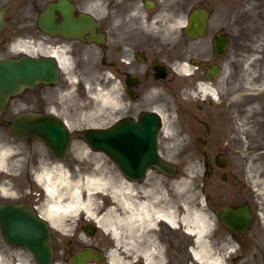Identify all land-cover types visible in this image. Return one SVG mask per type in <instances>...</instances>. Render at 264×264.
Here are the masks:
<instances>
[{"label":"flooded vegetation","instance_id":"1","mask_svg":"<svg viewBox=\"0 0 264 264\" xmlns=\"http://www.w3.org/2000/svg\"><path fill=\"white\" fill-rule=\"evenodd\" d=\"M248 1L256 3L257 19L262 20V16L264 19V0ZM230 2L233 4L235 0H194L192 4L187 0H0V64L6 58L28 55L37 59L54 57L60 67L56 53L67 61V69L63 71L60 67L56 83L40 82L11 97L0 112V128L9 132L10 121L27 111L51 113L67 121L60 111L67 101L57 98L72 92L78 98L74 104L80 103L82 108L88 104L84 103L88 91L84 66L94 70L92 74L100 80L102 93H108V100L114 101L107 104L106 100L107 107L102 101L101 110L114 114V119L102 128L125 120L138 122L140 116L151 112L161 117L162 112L168 127L174 129L190 124L199 127L196 122L201 114L216 123L220 113L244 115L247 91L239 69L247 54L245 45L251 36L260 35L261 26L243 18V13L234 15L233 6L229 13ZM225 4L228 7H223ZM196 9H206L209 18L214 16L215 21L207 24L201 36L193 38L187 35L186 25L188 15ZM249 28L252 30L248 31ZM222 37H228V46L220 52L214 43ZM92 50L98 53L95 65L90 58ZM215 68L220 72L208 81L214 93L208 110L207 104L195 102L192 93L203 80L207 81L208 71ZM72 80L75 85H71ZM81 106L76 107L81 110ZM31 148L29 144L27 157L24 155L19 162L16 157L11 158L7 167L0 169V204L11 201L29 205L36 215L48 221L41 209L47 203L46 194L36 179L43 160ZM47 153L46 164L57 163ZM67 161L64 159L60 165L69 174L75 165H67ZM71 176H75L74 172ZM173 201L176 215L181 217L179 200L174 197ZM64 220L69 226L68 218ZM48 224L53 264H69L73 255L86 250L92 259L77 264H112V244H102L111 240L87 236V223L75 221L70 231L57 230L49 221ZM158 229L151 246L141 239L133 254L119 255L120 264H145L147 253L150 259L178 260L186 251L179 229L165 224H159ZM0 264H36L27 250L6 243L1 223Z\"/></svg>","mask_w":264,"mask_h":264},{"label":"rangeland","instance_id":"2","mask_svg":"<svg viewBox=\"0 0 264 264\" xmlns=\"http://www.w3.org/2000/svg\"><path fill=\"white\" fill-rule=\"evenodd\" d=\"M199 0H197L198 2ZM188 3L192 4L194 0H187ZM254 2L246 0L243 6L247 8V12L260 24V38L264 43V19L258 20L256 13L251 10ZM199 5V4H195ZM231 6L229 13L233 9L240 5L238 2L229 4ZM225 4L223 7H226ZM228 7V6H227ZM250 9V10H249ZM238 10V9H237ZM237 10H234V15L237 14ZM215 18L212 16L211 22H214ZM259 25L257 24V28ZM235 40L240 41L237 39ZM236 41V44H238ZM260 57L264 56V50L261 52ZM90 58H93V64H97L98 53L92 50ZM264 59V58H263ZM245 61V60H244ZM242 61L240 66L241 71L240 77L243 79V86L248 92L251 90L253 92L260 93L264 90V84H253L248 86L247 75L244 72L243 63L245 67V62ZM90 66H84L82 72L84 75H90V78H85V82L94 79V70ZM93 73V74H92ZM97 78V75L95 76ZM241 84V83H240ZM247 84V87L245 86ZM90 85V90H93L97 86L96 82H92ZM242 85V84H241ZM240 85V86H241ZM257 93V94H258ZM69 94V95H68ZM65 95H60L57 100L62 102L66 100L67 102L62 104L60 107L61 114L67 118L71 124L72 134V150L71 152L79 153L74 159L80 158L81 161H74L75 166L80 168V170H71L75 175L81 174V169L88 167L89 163L94 162L99 166L98 172L95 175H113L117 174V167L103 154H97L96 152L89 151L86 152L87 155L81 154L84 148H87L80 137L74 132L75 128H82L89 125L88 120L91 119L95 126H104L109 124L114 119L113 112L106 113L101 109L92 108L93 114L88 116L82 114V110H77L76 106L81 104H74L78 101V98L74 96L72 92ZM93 95V91L91 92ZM199 99V97H197ZM247 98V108L245 109V114L238 117H234L231 113L225 115L220 113L219 124L213 119L211 122L208 117H203L202 114L199 115L197 126L200 127L201 131L191 133L187 129H176L172 128L167 137L163 132L159 135V144L161 153L170 156V158L175 159L178 165L177 177L173 178L169 182V192L175 194L177 199L179 198L181 202L186 203V208L190 212H202L206 214L211 222L212 230H218V233L210 239V243L213 247V251L217 254L226 255V264H264V93L259 97L257 95H251ZM54 97H51L53 101ZM56 99V98H55ZM197 99L198 102H200ZM72 102V103H71ZM91 102V101H90ZM84 103H89L85 101ZM202 104V103H200ZM206 108L210 109V102L206 101ZM256 107L255 109H253ZM82 108V106H81ZM89 108V106H88ZM174 116V115H173ZM174 118V117H173ZM2 129V128H0ZM1 132V131H0ZM77 132V131H76ZM193 135L195 141L191 144H180L181 139L183 141H188ZM168 140L179 144H169ZM206 142L207 146L203 145ZM0 144H12L16 151L21 153V157L24 155L27 157L29 152V144L32 153H37V157L40 159H45L44 148L40 144L42 142L38 140H21L17 137L12 136L7 130L2 129L0 133ZM25 144V146L23 145ZM165 144H168L165 147ZM195 145V146H194ZM209 145H212L211 147ZM225 152L228 163L225 168H216L215 173L211 176L207 175V169L205 168L203 161V153L207 152L209 155L216 153L217 151ZM178 155H183V158L179 159ZM72 158V156H71ZM70 158V159H71ZM228 172L229 175L235 176L240 180V185L236 187L231 185L230 180L227 183L221 182L220 172ZM163 181V180H162ZM145 185L154 189L156 187V193L161 196L164 188L159 189L161 185V180L155 171H150ZM242 187V191L239 192L238 188ZM174 191V192H172ZM208 199V200H207ZM240 201H247L251 205V209L254 214V221L248 232L246 231L242 236L232 235L230 236L229 231L219 227L217 220L215 218V213L223 206L225 203L230 205H236ZM171 204H173L170 199ZM167 203V202H166ZM113 206L112 199L109 196H98L94 204L97 211V206ZM120 207V206H119ZM121 212L123 211L120 208ZM183 211V210H182ZM117 212V211H116ZM119 212V211H118ZM100 215V213H98ZM107 232V231H104ZM103 231L95 232L94 238H103L111 240L110 234L107 235ZM125 232V231H124ZM183 234V232L181 231ZM127 236L126 238H130ZM182 240L186 245H192V240L188 234L186 236L181 235ZM112 244L110 242H102V244ZM171 264H199L186 252L185 256L181 260H175Z\"/></svg>","mask_w":264,"mask_h":264},{"label":"bare ground","instance_id":"3","mask_svg":"<svg viewBox=\"0 0 264 264\" xmlns=\"http://www.w3.org/2000/svg\"><path fill=\"white\" fill-rule=\"evenodd\" d=\"M246 0H235L240 5L235 6L234 10H237V15L243 13V18L246 17L249 21L256 22L255 17L247 12V8L243 6ZM234 2V3H235ZM251 10L253 12L256 8V3L252 4ZM250 10V9H249ZM243 21V20H242ZM257 27V26H256ZM251 31L252 29H247ZM258 34H261L260 31ZM260 36V35H256ZM256 37L251 39L249 43L245 46L247 52L243 61L245 62V67L243 63V68H245V73L247 75V84L251 86L253 84H264V56L260 57L258 55L264 50L263 41ZM264 40V39H263ZM57 58L59 59L62 70L67 69V61L60 54L56 53ZM187 70V69H186ZM92 75L91 77H93ZM85 78H90V75H86ZM85 82L88 84L89 93L86 97V100L89 102L88 106L81 108L82 114H88L91 116L93 114L92 108L101 109L102 101L104 107L107 105L104 103L106 100L107 104L110 102L114 103L113 99L108 100L109 94H103L99 86H101L100 80L94 78ZM92 82H96L97 86L93 90H90V85ZM39 83V82H37ZM50 83V82H48ZM75 81H71V85H74ZM247 84L245 86L247 87ZM23 89L22 85H18L13 93L9 94L3 102H0V111H2L6 102L13 97L15 94L19 93ZM198 93L200 95L212 96L213 90L209 85L201 83L197 86ZM93 91V95L91 92ZM110 93V92H109ZM264 93L262 90L260 93H256L258 97ZM103 94V95H102ZM111 94V93H110ZM69 95V94H68ZM189 95V94H188ZM91 101V102H90ZM112 101V102H111ZM254 107L253 109H255ZM79 110L78 107H76ZM164 119L163 133L165 135L169 134V130L172 131V128L169 129L166 118L162 112H160ZM89 125H96L91 119L88 121ZM219 122V120L217 121ZM67 123V122H66ZM70 124H73L70 122ZM67 129V127H66ZM182 129H187L194 132V125L190 124L187 128L182 127ZM82 130V129H80ZM80 135L81 133H76ZM170 140L172 144H179ZM183 140L181 139V142ZM62 143V144H69ZM183 144V143H180ZM88 153L89 151L86 150ZM81 154L85 155V152L82 151ZM98 154V153H97ZM19 161L21 154L16 151V149L11 145L0 146V168L4 169L9 163V159L15 157ZM77 156V155H76ZM77 160L81 161L80 158ZM59 161H57L58 163ZM50 167H44L45 170H41L36 179L40 185L45 187V191L48 195L45 196L47 201L46 205L42 206L43 216L49 221L51 225L56 226L57 230L60 231H70L71 223H74V218L78 214H87L97 225L101 231H107L113 237V240L119 244L125 245H134L139 244L143 236H147L148 231L154 229V225L158 220H164L167 223L175 224L176 216L174 211L171 208L161 209L154 201L153 195L149 192L151 191L146 185H135L128 181L123 180L118 176L113 175H95L99 166L94 162L89 163L88 167H84L81 170V174L77 175L75 178L68 176L65 172L60 162ZM80 170V168H79ZM109 196L112 199L113 206H97L100 211H97L94 204L98 196ZM120 206V207H119ZM120 208L123 210L121 212ZM117 211V212H116ZM119 211V212H118ZM186 215L183 218L185 223L186 231L193 238H195V247L192 250L193 258L196 259L199 264H226V255H220L215 253L212 245L209 241L205 240L207 235L211 231V222L202 212H190L186 210ZM100 213V215H98ZM67 217L69 221L66 226L64 218ZM71 221V223H70ZM83 223V222H80ZM125 231V232H124ZM100 232V231H99ZM131 236L130 238H126ZM151 244V242H150ZM157 253V250L152 251ZM151 252V253H152ZM113 254V253H112ZM157 255H154L156 257ZM115 264L121 262L120 258H111ZM147 264H160L162 263L161 259L153 258L150 260L146 259Z\"/></svg>","mask_w":264,"mask_h":264},{"label":"water","instance_id":"4","mask_svg":"<svg viewBox=\"0 0 264 264\" xmlns=\"http://www.w3.org/2000/svg\"><path fill=\"white\" fill-rule=\"evenodd\" d=\"M205 19L203 11L193 13L189 17L188 33H200L204 29ZM15 61L9 63L12 60H5L0 66V102L20 84L53 82L57 78V68L51 59L41 61L23 57ZM157 121L156 117L149 116L132 127L130 124L114 125L107 131L91 128L82 132L81 136L92 149L105 152L129 178L141 179L149 167L172 173L173 168L158 156ZM11 129L15 136L41 138L52 150L69 141L66 126L62 122L31 113L18 116ZM0 215L3 217V231L8 242L26 246L34 253L38 264L51 263L48 229L44 222L35 219L33 213L24 206L12 203L2 206ZM219 217L233 231H243L253 218L248 205L244 203L236 208L224 206Z\"/></svg>","mask_w":264,"mask_h":264}]
</instances>
